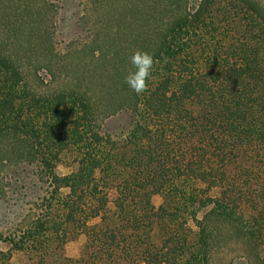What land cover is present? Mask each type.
<instances>
[{
    "label": "trees",
    "instance_id": "obj_1",
    "mask_svg": "<svg viewBox=\"0 0 264 264\" xmlns=\"http://www.w3.org/2000/svg\"><path fill=\"white\" fill-rule=\"evenodd\" d=\"M215 1L84 0L107 19L62 53L55 3L0 0V175L25 162L49 182L0 249L48 264L85 234L62 264H212L236 240L264 264V6L243 0L237 36ZM137 50L155 61L142 95L125 83Z\"/></svg>",
    "mask_w": 264,
    "mask_h": 264
},
{
    "label": "rangeland",
    "instance_id": "obj_2",
    "mask_svg": "<svg viewBox=\"0 0 264 264\" xmlns=\"http://www.w3.org/2000/svg\"><path fill=\"white\" fill-rule=\"evenodd\" d=\"M55 3L56 10L51 15L55 23V40L57 50L64 53L66 48L73 47L72 43L79 40L82 44L90 42L94 32L105 23L109 13L106 12V3L100 4L96 11H86L84 0H49ZM194 4L198 0H189ZM264 6V0H255ZM102 2V1H101ZM243 0H216L213 6V18L217 27L234 35H242L245 30L244 13L240 5ZM96 25V26H94ZM19 54H25L20 52ZM38 75L46 82L50 75L45 68H42ZM32 77V74H31ZM129 118L123 114H117L107 121L113 129L125 128ZM70 162L65 159L60 163L59 169L62 173H69L74 169ZM70 166V167H69ZM36 165L21 162L3 171L0 175V234L4 237L14 235L25 229L37 212L36 203L46 195L49 189V182L41 178ZM161 198L156 196L154 203L159 205ZM88 241L85 234L78 236L75 240L69 241L64 247L51 257H48V264H62L59 257L80 258L83 248ZM243 245L236 240L223 243L211 253L212 264H250L247 260ZM10 246L2 242L0 249V264H40L39 257L36 260H29L27 256L13 251L10 255ZM63 252V253H61Z\"/></svg>",
    "mask_w": 264,
    "mask_h": 264
},
{
    "label": "clouds",
    "instance_id": "obj_3",
    "mask_svg": "<svg viewBox=\"0 0 264 264\" xmlns=\"http://www.w3.org/2000/svg\"><path fill=\"white\" fill-rule=\"evenodd\" d=\"M130 63L135 71L127 74L125 83L137 95H142L149 90V80L155 65L153 55L147 51L137 50L130 57Z\"/></svg>",
    "mask_w": 264,
    "mask_h": 264
}]
</instances>
